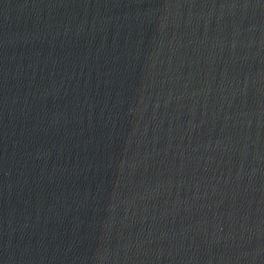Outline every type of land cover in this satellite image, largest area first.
<instances>
[{
    "label": "water",
    "instance_id": "obj_1",
    "mask_svg": "<svg viewBox=\"0 0 264 264\" xmlns=\"http://www.w3.org/2000/svg\"><path fill=\"white\" fill-rule=\"evenodd\" d=\"M0 264H264V0H0Z\"/></svg>",
    "mask_w": 264,
    "mask_h": 264
}]
</instances>
